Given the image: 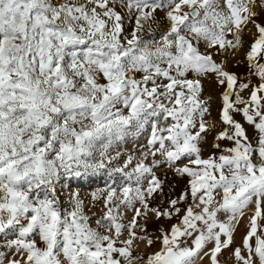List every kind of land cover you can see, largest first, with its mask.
Returning a JSON list of instances; mask_svg holds the SVG:
<instances>
[{
	"label": "snow or ice",
	"instance_id": "obj_1",
	"mask_svg": "<svg viewBox=\"0 0 264 264\" xmlns=\"http://www.w3.org/2000/svg\"><path fill=\"white\" fill-rule=\"evenodd\" d=\"M161 8L167 31L145 39L144 24ZM260 17L264 0H0V264H219L246 211V234L231 254L237 264H264ZM126 20H134L130 32ZM210 75L222 89L211 124L201 99ZM134 123L151 124L147 151L130 170L131 156L111 170L120 187L108 189L92 228L83 201L73 194L71 210L63 207L57 185L105 169L116 158L113 140ZM210 133L214 151L205 157ZM161 167L187 183L153 206L167 183L153 171ZM121 206L134 213L127 226L117 222ZM153 217L178 222L160 230L158 250L136 257L133 241L145 239L138 221Z\"/></svg>",
	"mask_w": 264,
	"mask_h": 264
},
{
	"label": "rangeland",
	"instance_id": "obj_2",
	"mask_svg": "<svg viewBox=\"0 0 264 264\" xmlns=\"http://www.w3.org/2000/svg\"><path fill=\"white\" fill-rule=\"evenodd\" d=\"M155 3L166 4L167 0H154ZM123 13L127 14V9H119ZM166 9H158L154 13V19L146 22L144 24V30L141 35L145 39H154L159 40L161 34L167 31L168 21L165 19ZM134 15V13H133ZM161 16H164L163 18ZM161 17V18H160ZM264 19V17H260ZM134 25V20L125 21V32H130ZM251 29V25L249 26ZM254 31V29H252ZM244 49L247 48L248 42L251 39L248 31L243 35ZM236 60H243V51H238L236 55ZM236 60L231 61L232 70L237 73H244L245 64H240L236 66ZM222 89L216 84L215 77L209 76L203 80V91L201 99L207 101L208 107L210 109L211 115L207 116L206 119L211 124L214 120L218 118V109L220 107V97L219 93ZM163 124V121H160ZM151 133V124L147 123L142 127H137L135 123L129 126L126 134L120 140H113L111 146L108 148V155L111 157H116L112 159L110 163L106 161L107 167L105 169L97 170H88L80 176H68L62 177L57 185V192L59 195L60 202L63 207L71 210V199L73 194H76V199L83 201V214L89 218V225L92 228H96V220L101 219L104 216L106 211L104 207V201L108 194V189L110 187H120L121 183V174L113 173L111 170L117 167H122L124 161L131 156L132 163L129 165L125 171L130 170L135 166L143 157L141 156L142 152L147 151V139ZM213 142V135L210 133L208 135V142L204 146L203 155L207 157L214 151L211 148ZM143 146V147H141ZM119 153V156H117ZM97 159H99V153H96ZM151 156L148 157L146 163L151 161ZM159 159V157H157ZM153 171L166 179L167 183L165 185V192L163 196H158L156 200L151 201L152 205L161 204L162 201L171 196L174 198L176 194H179L185 187L187 183V178L179 177L173 175V173L166 167L155 168ZM111 173V175H110ZM167 173L166 177L164 174ZM97 197L94 199L93 197ZM119 196V191L117 192ZM118 203V201H116ZM139 207V205H136ZM166 206V205H162ZM122 215L118 216L117 222L127 226L134 213L128 211L121 206ZM250 215V211H246L245 216L239 219V223L235 225L234 231V242L230 249L222 250L221 254H218L219 264H237L234 256L231 252L237 246H240L242 243V238L246 234L248 227L247 216ZM219 219H224V214H218ZM178 218L174 217L172 220L151 218L145 222L144 219L138 221V227L135 229L137 236H144V240H134L132 245L133 255L136 257L146 258L152 252L158 250L159 243L156 241V238L160 236V230L168 229L171 224L177 223ZM146 228V231L143 229ZM103 233V229H100ZM122 239H128L129 233L127 228L122 233ZM151 238L154 241L152 247H149L147 244V239ZM140 264H143V260L140 261ZM196 264H211L209 259L196 260Z\"/></svg>",
	"mask_w": 264,
	"mask_h": 264
},
{
	"label": "crops",
	"instance_id": "obj_3",
	"mask_svg": "<svg viewBox=\"0 0 264 264\" xmlns=\"http://www.w3.org/2000/svg\"><path fill=\"white\" fill-rule=\"evenodd\" d=\"M161 17L163 18L164 16H161ZM161 17H160V18H161Z\"/></svg>",
	"mask_w": 264,
	"mask_h": 264
}]
</instances>
